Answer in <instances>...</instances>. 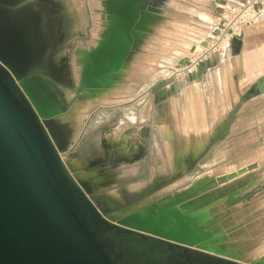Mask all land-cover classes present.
Here are the masks:
<instances>
[{
    "label": "crops",
    "instance_id": "crops-1",
    "mask_svg": "<svg viewBox=\"0 0 264 264\" xmlns=\"http://www.w3.org/2000/svg\"><path fill=\"white\" fill-rule=\"evenodd\" d=\"M153 1L156 7L167 5L177 14L141 10L127 54L111 74L110 85L101 87L108 94L97 95L83 114L69 143L75 147L65 157L73 159L71 166L111 207L122 205L124 211L134 205H158V198L191 182L192 188L187 185L186 192L178 191L177 196L186 194L193 205L206 199L203 209L191 211H202L205 224V212L211 217L217 209L218 221L227 231L217 240L208 229L211 234L203 241L218 242L224 248L235 246L233 252L209 250L234 264H258L264 260V92L246 100L240 95L264 74V15L241 28L237 51L231 41L219 51L207 53L191 72L173 75L179 60L189 52H193L189 57L194 58L203 51L200 47L206 45L215 26L238 0ZM111 2L108 22L106 13L90 11L88 15L84 9H68L67 4H60L64 8L55 19L62 27L67 26L66 34L60 35L52 32L54 17L40 2L47 10L43 17L48 24L45 35L53 40L54 49L62 42L68 46L69 36L76 41L71 49L74 54L69 52L63 64L58 61L59 53H55L54 60L45 62L53 66L52 71L66 63L69 67L67 71L65 66L57 79H49L59 89L65 105L61 116L73 113L70 107L76 100L66 89L82 92L77 88L95 54L111 36L120 6L128 0H115V15L110 10ZM171 39L177 41L176 46ZM73 59L81 67L80 84L71 71ZM204 62L206 67L202 68ZM162 78L169 79L160 87L166 90L164 95L159 96V90L148 91ZM249 164L254 166L217 182V176ZM200 193L205 196L195 203ZM186 215L199 225L198 216Z\"/></svg>",
    "mask_w": 264,
    "mask_h": 264
},
{
    "label": "water",
    "instance_id": "water-1",
    "mask_svg": "<svg viewBox=\"0 0 264 264\" xmlns=\"http://www.w3.org/2000/svg\"><path fill=\"white\" fill-rule=\"evenodd\" d=\"M37 1L0 0V264H113L105 243L96 238L83 206L86 202L100 217L85 195L95 189L70 164L68 170L61 160L75 147L69 143L76 134L73 123L66 128L58 120L65 105L59 89L49 80L58 78L52 75L53 66L45 63L54 44L43 31L44 20ZM156 6L153 0L122 3L111 36L95 54L77 90L94 92L110 85L111 74L129 50L132 29L141 10L153 11ZM231 41L237 51L239 37L234 36ZM189 59L183 57L176 68ZM65 66L53 73L62 74ZM205 67L204 62L202 68ZM168 82V78H162L148 91L159 90L158 95H164L166 90L160 87ZM262 92L264 74L252 82L240 99ZM253 166L217 176L216 180L234 177ZM150 210L146 220L150 229L125 222L126 211L117 217L106 214L107 220L100 219L120 233L144 237V232H148L159 241L189 250L195 264L192 246L208 238L210 231L197 226L183 211L165 216L156 204ZM173 233L191 234L192 239L177 241L171 237ZM116 253L117 260L122 262L131 260L128 254L137 260L141 256L138 247L129 244ZM210 259L216 264H234L220 256ZM258 264H264V260Z\"/></svg>",
    "mask_w": 264,
    "mask_h": 264
},
{
    "label": "rangeland",
    "instance_id": "rangeland-1",
    "mask_svg": "<svg viewBox=\"0 0 264 264\" xmlns=\"http://www.w3.org/2000/svg\"><path fill=\"white\" fill-rule=\"evenodd\" d=\"M40 2H44L46 4V6H48L46 8H48V10H50L52 12V16L54 17V20H53L54 26H53V24L51 25L52 26V32L57 34V35H60L59 33L63 34V32L65 33V31L67 30V26L62 27L58 23V21H56V19H55V16L57 14H59L62 11V9L64 8V7L62 8V6H65L64 4H67L66 6L68 9H72V8L74 9L75 6L77 7V9L78 8H80L81 10L84 9V11L87 12L88 15H89L90 11L91 12L100 11V12H103V14L106 13V22H108L109 16L107 13H109V12H108L107 8H108L109 0H74V2L70 1L69 4L63 3L64 1H61V0L60 1L59 0H38L37 1V4H39L38 6L41 5ZM97 2L99 3L98 6H96ZM148 2H150V0H148ZM114 3H115V0H112L111 5H110V10L115 15V12L113 11V4ZM60 4L62 6H60ZM153 9H154L153 11H157L158 9L163 10L167 14H173V15L177 14L176 11H174L172 8H170L167 5H162V9L158 8V7H154ZM106 22H105V24H106ZM159 22L163 23V22H161V19ZM105 24H104V26H105ZM86 26L88 29L90 26V23L87 22ZM100 35H101V33H100ZM92 37H94V36H84L83 38L87 39V40H91V39H94ZM68 39H70V41ZM98 39H99V37H98ZM167 39H169V38H167ZM67 40L69 41L68 46H65L64 42H62L61 47H57L55 49H54L55 46L52 47V51L50 52V57L48 58L49 62H50V60H54L55 53H59V55H57V56L60 57L58 61L61 64H63L65 62V58L67 57L69 52L71 53V55L74 54V51L71 49H73V47L76 45L75 38L74 37L72 38L71 36H69V37H67ZM171 40L175 41V42H173L174 43L173 46H176L177 41L175 39H171ZM202 48H204V46L200 47V49H202ZM63 51H65V52L62 54L61 52H63ZM192 54H193V52H189L188 56L192 55ZM70 65H71L70 67H71L72 74H73L74 78L77 79L76 83L80 84V80L78 79L79 78L78 74H79L81 67L76 62L75 59H73L71 61ZM66 67H67V71H68L69 67L67 66V63H66ZM77 84H75V85H77ZM66 92L69 93V95H71V94L73 95L72 100H74V99H76V100L73 102L72 106L70 107V110L73 113L66 114V115H68V117H66V115H63V116L65 118H67L66 123H73V126H74L73 132H74V134H76L78 131V128L80 126L83 114L93 104L97 95H106V94H108V90L106 88H101V89L95 90L94 91L95 93L90 91V90H83L80 93L82 97L80 96V94L75 92V90H71V89L67 90L66 89ZM79 97H81V98H79ZM108 133L110 134V131ZM61 160L64 163L65 167L69 170L71 167L70 165L73 162V159L71 157L67 156V157H64V159L62 157ZM70 173H72V170H70ZM162 181L168 182L169 179H163ZM182 181H184V180H182ZM199 181L200 180H198L197 183ZM191 184H192L191 182L189 184H184L183 186H181V187H183V189L182 188L175 189V190L169 192L168 194L164 195L163 197H160L157 199V203L159 206H161L164 215L169 216L171 214H175L177 212L183 211V212L188 213V215L191 217L198 216L197 218L195 217L197 219L198 224H199L198 226H202L206 230L209 229L211 231L212 235H214V237H216L217 240L219 238H221L222 236L224 237V235L227 231L223 226L220 225V223L218 221L219 216H218L217 209L211 215V217H210L209 212H205L204 215H205V217H207V219H206L207 223H205V224L202 223L203 222V215H202L203 212L202 211H198V210L195 212L191 211L194 208L203 209L202 205H204V203H206L205 202L206 199H204V202H203V200H201V201H199V203L197 205H193L194 201H192V199L188 200L186 194L183 196H181V195L177 196L176 193H178V191L179 192L184 191L183 193H185L186 187H188L187 185L191 186ZM121 188H122V191H124V193L126 194L124 185H122ZM191 188H192V186H191ZM204 196H205L204 193H200L197 197H195L196 198L195 203H196L197 199L202 198ZM182 198H185V200L183 202H180V204L178 205V201H181ZM148 210H150L148 205L139 206V207H137V205H134V206L130 207L128 211L124 212L127 214V216L125 218V222L133 223V224H137V225H145L146 220H147L148 215H149ZM205 210H206V208H205ZM126 214H123L124 215L123 217H125ZM167 233H169V232H167ZM175 237L182 238V239L185 238L179 234H176ZM186 239L190 240L188 237ZM209 248H212V249H215L218 251H222V252H233V251H235V246H229L228 248H224L223 246L221 247L218 242L209 243L206 241L205 242L200 241V243H198L197 245L192 246V254L194 255L195 258H197L195 264H207V263L208 264H216L214 262H210L211 261L210 258H219V255L210 251Z\"/></svg>",
    "mask_w": 264,
    "mask_h": 264
},
{
    "label": "flooded vegetation",
    "instance_id": "flooded-vegetation-1",
    "mask_svg": "<svg viewBox=\"0 0 264 264\" xmlns=\"http://www.w3.org/2000/svg\"><path fill=\"white\" fill-rule=\"evenodd\" d=\"M39 5V4H38ZM38 10L42 13V19L45 16L46 9L43 6H37ZM43 31L45 34L48 31V24L45 19H43ZM47 24V25H46ZM46 61V60H45ZM60 64V63H59ZM60 66V65H59ZM48 73H51V70H47ZM52 75L54 77L60 76L58 73L54 74L52 71ZM68 75V74H67ZM66 75V76H67ZM88 201L94 206V208L99 212L100 217L106 218V214L110 216H118L124 210L122 205L114 206L110 205V202L103 199V196L97 194L96 192L85 193ZM84 209L86 211V215L90 220V226L95 231L96 238L104 242L106 245V253L108 255V259L112 261L113 264H128L131 261H138L140 264H193V259L189 250L181 249L178 246H174L173 244H167L163 241L157 240V236L148 232H144L146 236L141 237L132 233H120L116 229H110L107 227L104 220L100 219V217L94 212V210L86 203L83 202ZM104 212H103V211ZM145 226L149 228V226L145 223ZM172 238H175L177 241L188 240L187 237L191 240V234L185 235L182 234L184 239L175 237L176 234H170ZM167 240V239H166ZM170 242H175L174 240H167ZM178 243V242H176ZM134 245L138 247L141 256L139 260L133 258L131 255L129 261H118L116 258V252L122 247L127 245ZM114 249V254L110 252V250Z\"/></svg>",
    "mask_w": 264,
    "mask_h": 264
},
{
    "label": "built area",
    "instance_id": "built-area-1",
    "mask_svg": "<svg viewBox=\"0 0 264 264\" xmlns=\"http://www.w3.org/2000/svg\"><path fill=\"white\" fill-rule=\"evenodd\" d=\"M264 15V0H238L230 7L226 16L216 26L209 41L196 57L191 58L180 68L177 73H188L194 70L204 56L212 51H219L221 48L230 45L234 36L239 35L241 28L253 21L256 17Z\"/></svg>",
    "mask_w": 264,
    "mask_h": 264
},
{
    "label": "bare ground",
    "instance_id": "bare-ground-1",
    "mask_svg": "<svg viewBox=\"0 0 264 264\" xmlns=\"http://www.w3.org/2000/svg\"><path fill=\"white\" fill-rule=\"evenodd\" d=\"M145 15V14H144ZM66 117H68V115H66ZM58 120H59V122L61 123V124H65L66 123V120H67V118H65L64 116H59V118H58ZM230 178H232V177H230ZM229 177L228 178H221V181L219 182V183H221V182H223V181H225V180H227V179H230Z\"/></svg>",
    "mask_w": 264,
    "mask_h": 264
}]
</instances>
